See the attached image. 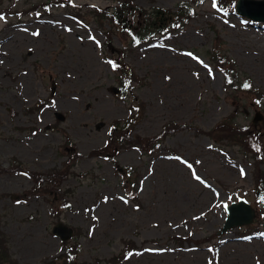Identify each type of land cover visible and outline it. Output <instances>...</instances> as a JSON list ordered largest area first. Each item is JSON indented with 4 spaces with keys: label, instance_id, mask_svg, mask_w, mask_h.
I'll return each instance as SVG.
<instances>
[{
    "label": "rangeland",
    "instance_id": "rangeland-1",
    "mask_svg": "<svg viewBox=\"0 0 264 264\" xmlns=\"http://www.w3.org/2000/svg\"><path fill=\"white\" fill-rule=\"evenodd\" d=\"M46 1L50 0L0 4V10L9 11L0 20V39L20 35L32 42L12 51L0 42V166L18 162L31 172L58 171L70 144L81 157L71 169L75 175L59 186H46L56 192L45 197L26 195L36 186L29 176L0 175V232L7 238L9 256L18 264L55 259L63 247L51 231L61 222L79 229L78 238L64 242L79 245L76 264L112 258L122 249V240L134 241L136 250L119 264H238L229 244L264 240V206L256 205L252 191L251 160L237 148H220L201 134L226 118L233 107L224 97V79L207 54L219 36L222 50L264 98V24L235 12L222 17L212 0H133L142 8L181 7L195 12V17L169 35L156 34L140 45L130 40L132 48L125 51L123 36L114 33L108 40L92 18L84 17L82 23L70 16L69 10L76 8L58 6L47 14H25ZM70 2L85 12L89 7L112 9L119 0ZM86 44L91 46L90 58ZM118 53L120 69L114 70L108 62ZM121 68L134 78L125 91L120 85ZM26 76L31 87L24 95L21 82ZM239 99L243 107L236 124L246 127L261 115L253 129L264 135V99L253 101L244 91ZM103 102L111 106L108 114L98 112ZM138 102L143 104V116L132 137H155L168 123L187 128L167 137L149 154L124 145L114 160L91 156L105 146L111 124L126 120ZM22 147L29 156L19 154ZM260 167L264 170V165ZM130 169L139 207L133 206L123 189ZM66 191L68 195L59 200L57 195ZM240 198L254 211L252 223L220 233L224 205ZM62 203L67 208L57 219L52 207L59 210ZM109 206L101 222L100 211ZM174 237L192 242L181 246ZM208 238L209 242L194 244ZM41 241L50 245L38 251ZM255 263L253 257L243 262Z\"/></svg>",
    "mask_w": 264,
    "mask_h": 264
},
{
    "label": "trees",
    "instance_id": "trees-1",
    "mask_svg": "<svg viewBox=\"0 0 264 264\" xmlns=\"http://www.w3.org/2000/svg\"><path fill=\"white\" fill-rule=\"evenodd\" d=\"M196 3L197 0H191ZM236 0H212V6L215 3L214 10L217 14L225 17L233 12L234 4ZM63 7L69 9L68 7L76 8V10H69L70 16L77 19L83 23L84 17L92 18L94 22L98 25L108 40L111 39V34L117 33L123 36L126 40L125 51L132 48L131 41L138 43H146L147 41H152L154 36L157 35H169L175 29L187 24L193 17H195V12L186 11L184 12L181 7L177 9H166V8H142L137 6L133 0H119V2L110 8H99V7H89L87 11L81 12L82 6L73 5L70 0H50L46 2H40L34 4L32 7L26 10L25 14H47V12L52 7ZM9 12L8 10H0V16H3ZM24 13V12H22ZM12 14H15L12 12ZM108 26L109 30L105 27ZM212 30L214 26L211 25ZM217 32H215L216 34ZM223 40L219 36H215L212 42V47L207 56L212 64L213 68L221 73L224 79V97L232 104V110L229 115L219 121L211 130L202 132L201 134L206 136L212 143L216 144L220 148H237L241 154L250 159L252 164V177L254 183L253 193L256 197V205L261 209L264 206V170L260 167L264 165V135L262 131H256L250 124L246 127L239 126L236 124V120L240 114V110L243 107L239 99V93L241 91L246 92L248 96L254 97L253 101L260 102L263 98L261 92L255 89L251 80L239 70L236 63L227 55L225 50H222ZM121 55L118 53V58L111 57V63L114 70L120 69ZM124 57V56H123ZM124 71L121 68L122 75L120 79V85L122 91L127 88L128 82L133 78L132 74ZM245 83L250 85L249 88H245ZM243 86V89H240ZM38 105V104H37ZM42 107L41 104L38 108ZM131 115L124 121H115L111 124L110 130L107 136L105 146L97 151H92L91 156L112 158L116 156V152L120 150L124 145L136 148L141 153L149 154L151 151L157 147L160 142L164 141L169 136H174L177 133L183 131L187 127L185 125H176L173 123L165 124L161 132L152 138H142L131 136L133 128L143 116V104L135 103L131 106ZM66 137H68L66 135ZM69 144V138L66 141ZM71 149H69V154L67 160L63 162L62 169L58 171H51L47 174H42L38 172H31L24 168L21 163L12 162V165L8 168H2L0 166V175L4 174H26L35 183V187L26 192V195L37 196L42 195L43 197L49 196L55 190L46 189V186L55 187L59 186L63 181L67 180L69 177L74 176L72 172V167L75 162H77L81 155L77 154L75 146L70 144ZM131 169L125 175V181L123 183V189L125 194L128 196L129 200L132 202L134 207L138 206V197L133 189L131 182ZM126 172V170H125ZM133 172V171H132ZM122 177H124L121 174ZM68 191L63 192V195H57L59 200L63 199V196H67ZM52 201L54 198L52 197ZM53 212L55 213V218H59V214L67 208L65 203H62L61 208L56 210L53 206ZM263 212V209L260 211ZM250 229V227H247ZM74 236L79 237V229H74ZM215 236V234L213 235ZM178 245H184V243H191L189 238L174 237L173 238ZM211 238L195 241L194 244H202L204 242H209ZM7 238L0 232V264H18L13 260L7 249ZM122 249L120 252L107 260L95 259L97 264H119L126 260V258L136 250V244L132 240H122ZM63 253L51 261H45L43 264H76L77 255L79 251V245L75 242L73 243H62ZM86 264V263H78Z\"/></svg>",
    "mask_w": 264,
    "mask_h": 264
},
{
    "label": "water",
    "instance_id": "water-1",
    "mask_svg": "<svg viewBox=\"0 0 264 264\" xmlns=\"http://www.w3.org/2000/svg\"><path fill=\"white\" fill-rule=\"evenodd\" d=\"M235 12L252 22L264 23V0H237L235 3ZM53 90V88H52ZM53 94V92H52ZM261 117V115H259ZM260 117H254L252 124L257 126ZM59 121L63 120L62 115H57ZM226 218L221 227L220 233H224L236 226L249 225L254 218V211L244 200H239L237 203H231L225 207ZM51 233L58 237L61 242H67L74 236V230L63 223H56ZM219 233V234H220Z\"/></svg>",
    "mask_w": 264,
    "mask_h": 264
},
{
    "label": "bare ground",
    "instance_id": "bare-ground-1",
    "mask_svg": "<svg viewBox=\"0 0 264 264\" xmlns=\"http://www.w3.org/2000/svg\"><path fill=\"white\" fill-rule=\"evenodd\" d=\"M3 0L0 1V4H2ZM26 36H20V35H7V36H3L0 39V42L3 43V47L5 45V50L7 51H12V49L17 48L19 46L22 45H30L32 44V42L27 39L24 38ZM34 45V42H33ZM86 48V55L88 58H90L92 56V52H91V46L89 44L85 45ZM21 86H22V90H23V94H28V91L30 93V87H31V79L30 77L26 76L24 77V79L21 82ZM111 111V106L107 103V102H103L99 105V109L98 112L101 114H108ZM80 122V121H79ZM97 151V150H94ZM19 154L22 155H28L29 156V152L27 150H25L23 147L19 148ZM219 169V168H218ZM22 181L26 182V180H24V178L22 176L19 177ZM202 195L205 198H208L209 193L204 192L202 193ZM110 206L108 208L105 209H101L100 213V221L104 222L106 220V213L109 212ZM249 241V240H248ZM50 243L48 241H41L38 242L36 245V250L41 251L43 248L49 246ZM229 246L233 247L235 250V254L233 257V261L235 260L236 263L238 264H243L247 263V258L248 257H253L255 259V264H259L260 261H262L264 263V240H255L254 242L249 241L246 243H235V244H229Z\"/></svg>",
    "mask_w": 264,
    "mask_h": 264
},
{
    "label": "snow or ice",
    "instance_id": "snow-or-ice-1",
    "mask_svg": "<svg viewBox=\"0 0 264 264\" xmlns=\"http://www.w3.org/2000/svg\"><path fill=\"white\" fill-rule=\"evenodd\" d=\"M214 7H215V3H214V5H213ZM4 19V17L3 16H0V20H3ZM33 35L35 36V35H38V33H33ZM90 39H94L93 37H89ZM186 55H191L190 53H187ZM193 59H196V57H192ZM108 63H111V61H109ZM113 67H115V65H113ZM209 75H211V72H209ZM244 87L245 88H249L250 87V85L248 84V83H245V85H244ZM189 167H191V165H189ZM26 175V174H25ZM194 175H195V173H194ZM241 175L243 176L244 175V172H243V170H241ZM197 179H198V177H197ZM125 203H127V201H125Z\"/></svg>",
    "mask_w": 264,
    "mask_h": 264
}]
</instances>
